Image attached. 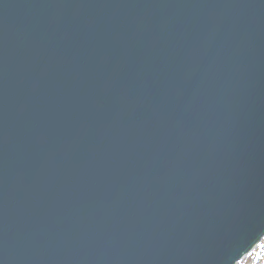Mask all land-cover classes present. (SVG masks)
Here are the masks:
<instances>
[{
	"label": "water",
	"instance_id": "1",
	"mask_svg": "<svg viewBox=\"0 0 264 264\" xmlns=\"http://www.w3.org/2000/svg\"><path fill=\"white\" fill-rule=\"evenodd\" d=\"M263 239L264 0H0V264Z\"/></svg>",
	"mask_w": 264,
	"mask_h": 264
},
{
	"label": "rangeland",
	"instance_id": "2",
	"mask_svg": "<svg viewBox=\"0 0 264 264\" xmlns=\"http://www.w3.org/2000/svg\"><path fill=\"white\" fill-rule=\"evenodd\" d=\"M261 245H264V239L255 248L254 251L248 254L243 260H241L237 264H264V248H262Z\"/></svg>",
	"mask_w": 264,
	"mask_h": 264
},
{
	"label": "snow or ice",
	"instance_id": "3",
	"mask_svg": "<svg viewBox=\"0 0 264 264\" xmlns=\"http://www.w3.org/2000/svg\"><path fill=\"white\" fill-rule=\"evenodd\" d=\"M262 248H264V245H261Z\"/></svg>",
	"mask_w": 264,
	"mask_h": 264
},
{
	"label": "trees",
	"instance_id": "4",
	"mask_svg": "<svg viewBox=\"0 0 264 264\" xmlns=\"http://www.w3.org/2000/svg\"><path fill=\"white\" fill-rule=\"evenodd\" d=\"M260 252V251H259ZM258 253V252H257ZM259 257H260V255H259Z\"/></svg>",
	"mask_w": 264,
	"mask_h": 264
}]
</instances>
